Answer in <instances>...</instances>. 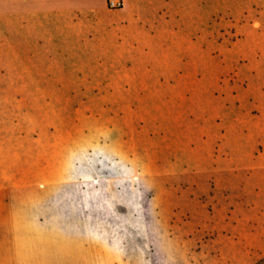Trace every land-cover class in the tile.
I'll list each match as a JSON object with an SVG mask.
<instances>
[{
    "label": "rangeland",
    "instance_id": "rangeland-1",
    "mask_svg": "<svg viewBox=\"0 0 264 264\" xmlns=\"http://www.w3.org/2000/svg\"><path fill=\"white\" fill-rule=\"evenodd\" d=\"M137 1L0 0V264L264 258V59Z\"/></svg>",
    "mask_w": 264,
    "mask_h": 264
},
{
    "label": "crops",
    "instance_id": "crops-1",
    "mask_svg": "<svg viewBox=\"0 0 264 264\" xmlns=\"http://www.w3.org/2000/svg\"><path fill=\"white\" fill-rule=\"evenodd\" d=\"M126 1L130 4L135 1L137 6L140 4L137 0ZM171 5L177 18L171 34L185 36V18L191 9H187L185 0H171ZM193 7L203 20L199 27L200 35L209 38L211 48L217 50L220 44L232 45L233 51L240 53L238 58L248 53L252 54V59H264V0H192ZM71 20L74 25L83 19L73 15ZM138 30V25L131 18L126 24H103L101 44L116 49L117 45L120 46L121 37H134Z\"/></svg>",
    "mask_w": 264,
    "mask_h": 264
},
{
    "label": "built area",
    "instance_id": "built-area-1",
    "mask_svg": "<svg viewBox=\"0 0 264 264\" xmlns=\"http://www.w3.org/2000/svg\"><path fill=\"white\" fill-rule=\"evenodd\" d=\"M106 6L110 11H122L125 8V0H106Z\"/></svg>",
    "mask_w": 264,
    "mask_h": 264
},
{
    "label": "trees",
    "instance_id": "trees-1",
    "mask_svg": "<svg viewBox=\"0 0 264 264\" xmlns=\"http://www.w3.org/2000/svg\"><path fill=\"white\" fill-rule=\"evenodd\" d=\"M257 264H264V258L260 260Z\"/></svg>",
    "mask_w": 264,
    "mask_h": 264
},
{
    "label": "water",
    "instance_id": "water-1",
    "mask_svg": "<svg viewBox=\"0 0 264 264\" xmlns=\"http://www.w3.org/2000/svg\"><path fill=\"white\" fill-rule=\"evenodd\" d=\"M110 155L108 153L105 154V157L108 158ZM124 164V163H123Z\"/></svg>",
    "mask_w": 264,
    "mask_h": 264
}]
</instances>
